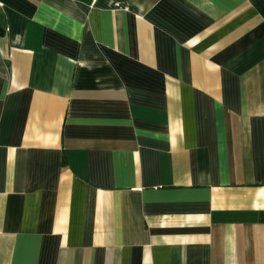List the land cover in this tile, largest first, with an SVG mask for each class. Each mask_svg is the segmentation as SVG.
Returning <instances> with one entry per match:
<instances>
[{
    "label": "crops",
    "instance_id": "crops-1",
    "mask_svg": "<svg viewBox=\"0 0 264 264\" xmlns=\"http://www.w3.org/2000/svg\"><path fill=\"white\" fill-rule=\"evenodd\" d=\"M264 0H0V264H264Z\"/></svg>",
    "mask_w": 264,
    "mask_h": 264
},
{
    "label": "trees",
    "instance_id": "trees-1",
    "mask_svg": "<svg viewBox=\"0 0 264 264\" xmlns=\"http://www.w3.org/2000/svg\"><path fill=\"white\" fill-rule=\"evenodd\" d=\"M260 216H261V221L264 222V213H262Z\"/></svg>",
    "mask_w": 264,
    "mask_h": 264
}]
</instances>
